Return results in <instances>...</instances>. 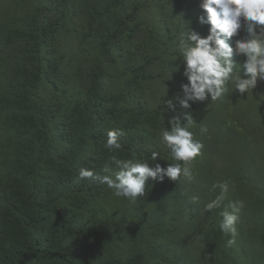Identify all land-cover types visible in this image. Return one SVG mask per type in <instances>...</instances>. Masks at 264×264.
I'll use <instances>...</instances> for the list:
<instances>
[{
	"label": "trees",
	"instance_id": "trees-1",
	"mask_svg": "<svg viewBox=\"0 0 264 264\" xmlns=\"http://www.w3.org/2000/svg\"><path fill=\"white\" fill-rule=\"evenodd\" d=\"M200 2L0 0V264H74L79 250L80 264H150L147 251L160 257L156 242L180 221L195 225L190 228L198 231L204 252L185 264H264V234L255 228L261 220L249 215L247 203L235 237L220 230L229 200L203 210L217 189L199 206L171 192L173 180L149 178L137 201L120 197L125 207L119 222L116 209L105 204L111 189L96 180L77 181L82 167L104 174L114 153L102 142L114 127L124 133L120 158L150 159L158 151L156 162L176 163L160 132L187 109L167 69L183 63V34H208L210 25L198 23L206 15ZM244 36L241 30L228 43ZM232 59L243 74L245 57L234 53ZM190 103L191 112L200 107ZM260 128L264 136V120ZM115 236L137 248L120 258L105 255L101 239Z\"/></svg>",
	"mask_w": 264,
	"mask_h": 264
},
{
	"label": "clouds",
	"instance_id": "clouds-1",
	"mask_svg": "<svg viewBox=\"0 0 264 264\" xmlns=\"http://www.w3.org/2000/svg\"><path fill=\"white\" fill-rule=\"evenodd\" d=\"M199 6L206 15H199L198 23L210 27L206 36L189 29L180 40L184 76L187 79L181 85L183 97L179 102L183 109H190V102L204 101L209 97L213 101L221 99L229 81L233 84V91L244 94L257 85L258 79L264 80V0H201ZM241 30L245 36L237 39L234 46L228 43ZM234 53L245 57L243 76L241 66L237 67L232 59ZM168 107L174 108L171 101ZM183 120L180 115L171 116L168 127L162 128L160 132L161 143L170 150L176 163L162 166L156 162L157 157L161 156L158 151H151L150 159L120 158V138L124 133L122 129L114 127L107 131V138L102 142L103 149L114 153L110 163L102 169L104 174L97 173L91 167H82L77 181L96 180L111 189L114 196L135 202L145 195L149 178L160 182L166 177L176 181L181 176L193 180L195 175L192 164L196 157L202 155L204 144L195 139L190 130L193 124L190 111L183 113ZM205 131L201 129L202 133ZM112 166H115V171ZM230 186L235 187L227 180L213 183L211 191L219 189V193L204 204L203 210L212 212L220 209ZM196 199L193 197V200ZM244 207L243 200L229 201L223 206L220 213L222 232L235 237L236 224ZM227 243L230 246L234 240L230 239ZM205 258H210V255Z\"/></svg>",
	"mask_w": 264,
	"mask_h": 264
},
{
	"label": "rangeland",
	"instance_id": "rangeland-1",
	"mask_svg": "<svg viewBox=\"0 0 264 264\" xmlns=\"http://www.w3.org/2000/svg\"><path fill=\"white\" fill-rule=\"evenodd\" d=\"M181 62V61H180ZM175 64L173 69L169 68L168 77L171 78L172 89L176 91L181 84L186 83L184 76V62ZM177 72L182 74L179 82L172 80ZM243 76V74H241ZM108 80H105L107 83ZM227 91L222 98L216 101L209 97L204 101H196L200 107L191 112L193 124L191 131L194 138L202 141L204 148L199 160L193 162L195 178L191 181L182 177L174 181L175 188L169 190L177 196L197 197L196 203L200 206L205 194H209L213 183L218 181H230L235 187L229 188L226 200H243L247 203L249 215L253 212L257 219L261 220L255 225L259 235L264 234V136L260 128L264 120V80L258 79L257 85L248 92L240 94L233 91L231 81L226 85ZM176 93V92H175ZM183 97L182 89L176 93ZM184 122L183 117H181ZM206 129L201 132V129ZM167 166V165H166ZM236 173L238 180L235 179ZM243 186L241 193L237 187ZM219 193V189H217ZM257 202V207L255 203ZM125 201L114 195L105 200L110 209H116L115 218L120 222ZM187 208H184V211ZM185 218V215H184ZM186 221V219H185ZM190 223V221H186ZM251 224V220L248 221ZM185 222H179L173 227L164 229V234L156 243L161 246L160 257H155L147 251L150 264H185L186 259H195L204 253L200 247L198 231ZM100 250H105V255L120 258L123 252L134 250L137 246L133 243L122 241L119 236L100 241ZM156 245V246H157ZM145 248L143 245L138 246ZM248 255L250 245L245 248ZM86 254V252H85ZM83 253L75 252L74 264L82 262ZM176 257L175 259H173ZM172 258L173 263L165 261ZM179 259V263L176 260ZM165 261V262H164ZM89 264V263H87Z\"/></svg>",
	"mask_w": 264,
	"mask_h": 264
}]
</instances>
